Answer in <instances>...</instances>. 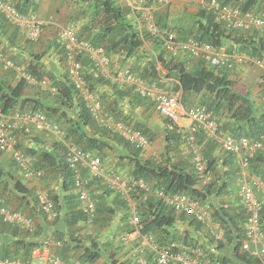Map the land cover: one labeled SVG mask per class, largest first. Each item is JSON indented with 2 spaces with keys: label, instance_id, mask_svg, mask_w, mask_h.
<instances>
[{
  "label": "trees",
  "instance_id": "obj_1",
  "mask_svg": "<svg viewBox=\"0 0 264 264\" xmlns=\"http://www.w3.org/2000/svg\"><path fill=\"white\" fill-rule=\"evenodd\" d=\"M1 1L11 5L23 15L36 14L39 8L37 0ZM156 1L147 0V3L149 6H154ZM219 1L237 7L242 13L252 12L258 16H264V0ZM80 2L88 7L90 11L88 14L92 17H100L101 24L97 30L86 31L85 28H82L83 34L86 31L85 37L81 31L79 35L89 41L92 46L102 47L109 59L117 57L125 64L136 55L138 60L145 59L146 63L142 67L135 63L129 70L148 85L160 89H163V85L160 83L162 80H173L177 85L172 91L181 93L183 106L190 99L189 97L195 94H203L206 99L197 105L207 107L215 117L220 112L225 114V123L219 125V129L225 134L234 138L243 136L249 139H258L264 135V103L257 106L248 92L236 91L235 82L230 80L225 73H218L198 60H195L197 65L190 69L186 62L181 60L183 57L177 59L174 55H167L163 48L162 37H154L148 34L142 21V28L140 29L138 24L140 19L132 21L128 5L117 3L115 0H80ZM151 16L154 19V15L151 14ZM154 22L161 33L174 32L179 40H185L186 38L183 37L187 35L210 45L217 51L228 54H243L253 59L264 60L263 35L254 31L243 32L240 29L226 28L222 22L216 19L215 15L203 8H200L194 15L193 26L186 34L183 31L179 32L167 26H161L155 19ZM20 39L19 30L10 25L0 14V56L5 58L4 54L12 49L22 51L19 44ZM146 44H150V47L145 50L143 48L146 47ZM43 56V53L38 56L34 55L28 63L26 72L37 81L46 80V88L29 86L21 79L15 85L0 81V109L3 114L7 115L16 110L43 113L47 119L53 120L60 127L66 141L73 143L82 151L94 153L101 159L102 164L105 163L104 161L111 153H114L113 151L117 147L126 149L130 152L128 163L130 168L127 171L129 177L134 180H144L153 189H163L166 195L183 194L191 200L197 201L201 206L209 209L212 221L223 230L221 240L216 241L204 226L193 217L174 210L172 206L165 203L163 197L150 196L146 201L138 204L137 210L139 219L143 224V233L153 235L159 245L169 246L174 243L178 246L197 247L200 251V264H262L241 249L247 217L238 201V196L239 204L236 208H230L222 201L224 191L228 189L232 178L221 184V178L224 175L219 172L215 173L216 158H205L212 178L204 185H201L196 178L192 163L190 171L167 164L170 149L168 145L164 147L163 157L159 163L145 160L141 157L142 151L140 149L134 148L121 137L111 134L94 122L83 100L79 98L69 83L67 75L58 78L54 71H44V66L41 63ZM7 60L17 66H20L23 61L20 60L19 55H10ZM81 64L82 77L88 89L95 92L100 99L104 111H110L111 117L131 126L147 138L148 142H151L152 137L143 130L141 124L137 123L132 126L131 120L122 117L119 109L114 105L111 108L112 104L110 103L113 100V103L116 104L117 100L128 98L130 104L136 107L146 103L147 99L139 96L131 87L119 89L108 79L94 78L90 72V61L87 59H82ZM158 64L166 71V75L163 77L157 70ZM262 86L260 95L264 94V84ZM104 87L110 88L111 93L101 92ZM27 89L36 90V96L25 97L24 94L28 91ZM45 89L48 91V95L43 97L44 99H39L40 93L43 95ZM165 122L167 123L166 120ZM165 133L169 140V136H172L173 132L165 129ZM212 143L215 145L213 140ZM54 150L55 152L57 150V154H54ZM54 150L42 152L40 154L42 161L36 165L32 163V168L34 171L42 172L39 180L45 187L40 191L46 192L48 199L54 206L56 217L52 221L46 220V216L38 206L37 190H29L19 181H10L13 183L10 190L20 199L15 202H19L21 206L27 208L29 203L33 201V208L39 214L38 220L40 219V221L34 225V230L31 233L19 226L3 224L6 232L12 238L17 237V239L5 240L0 243V260H19L26 264L32 251L39 248L42 241L48 238L54 247L53 254L51 253L52 257H57L62 262L77 261L80 264H95L103 260V264H117V247H114L110 241L101 240L100 234L119 214L122 221L128 222L130 217L128 204L120 194L107 189L105 185L103 186L101 180L92 179L89 189L95 201L96 218L93 230L91 232L86 231L83 225L85 217L79 210L78 198L74 191V175L66 164L64 146L57 142ZM31 154L34 155L33 152ZM227 158L234 161L230 155H227ZM123 159L124 157H121L120 161ZM257 160L256 156L251 159L250 170L252 169L253 175L264 181V167L258 170L253 166ZM80 174L83 178L89 176L85 168L81 169ZM57 180L60 181L59 185ZM49 183H54L55 186L50 192H47L45 189ZM0 184L2 183L0 182ZM9 184V181H5L3 184V195L9 189ZM100 184L103 189L100 190V193L93 194L95 187ZM109 198L113 200V206L107 204ZM0 205L10 208L9 200H0ZM21 206L14 210L25 214ZM263 213L262 208L260 224L264 230ZM25 215L31 219L34 216ZM177 225L183 226L184 229L182 230ZM130 231L131 226L126 232ZM192 232L197 237L191 236ZM199 235L203 237L201 242ZM145 255L147 259H150L151 256L148 251ZM119 264L135 263L129 259L127 262Z\"/></svg>",
  "mask_w": 264,
  "mask_h": 264
},
{
  "label": "built area",
  "instance_id": "obj_2",
  "mask_svg": "<svg viewBox=\"0 0 264 264\" xmlns=\"http://www.w3.org/2000/svg\"><path fill=\"white\" fill-rule=\"evenodd\" d=\"M129 6L131 14L135 15L141 11V18L138 21L139 28L144 29L154 37H162L163 48L167 55L175 57L186 56L192 60L204 62L212 69L235 70L239 68L255 67L264 70V63L261 60L250 58L243 54H228L217 51L210 45L199 42L194 38L179 40L174 32L161 33L156 26L151 9L140 8L144 0H121ZM170 0H157L154 6L163 8L170 4ZM138 8V9H137ZM203 9L215 15L219 22L226 28L240 29L243 32L254 31L264 36V16H258L252 12L242 13L237 7L226 5L218 0H208L203 4ZM0 14L13 27L21 31L27 40L36 42L39 40L43 27L52 24L56 29L57 40L64 52L67 77L80 99L83 100L87 110L90 112L94 122L105 128L112 134L121 137L128 144L141 151L149 147V142L139 131L131 126L116 120L104 112L102 104L95 92H91L82 77V59H87L91 64V74L94 78H105L114 83L119 89L131 87L135 93L153 102L159 116L167 121V129L178 134L189 146L193 171L201 185L211 181V171L208 162L200 153L196 143V135L203 131L208 138L213 140L222 153L230 155L237 167V196L238 201L245 211L247 222L244 238L241 243L243 252L264 264V230L260 224V212L262 204L256 199L255 192L264 188V181L252 174L250 170L251 159L260 151L264 150V135L258 139L247 137L234 138L223 133L219 129L214 114L207 107L194 105L188 109L183 108L180 92L160 89L148 85L129 69H120L114 73L110 71V59L102 47H94L89 42L77 35L74 23L64 25L54 24L40 20L34 14H20L11 5L0 1ZM138 20V19H137ZM146 46V45H145ZM147 47V46H146ZM3 68L13 71L18 79L24 80L29 86L46 88L47 81H37L21 67L14 65L9 60H4ZM161 77L166 71L157 65ZM260 82L264 83L262 79ZM261 103H264V94L260 96ZM186 118L189 122L187 127H182L180 121ZM38 126L46 132L55 133L58 141L64 146L65 159L68 168L74 175V191L79 202V210L83 213L84 227L91 232L94 228L96 218V206L89 189L92 179L101 180L103 185L122 196L130 209L129 224L131 231L123 233L115 238V243L128 248L133 243L145 249L150 254V259L138 256L139 249L132 251V262L135 264H200V251L196 247L178 246L171 244L161 246L153 235L143 233V224L138 215L137 206L150 196L163 197L167 205L174 210L180 211L193 217L201 223L214 240H221L222 228L212 221L209 210L201 206L183 194L166 195L163 189H153L144 180H134L127 173L113 172L109 175L103 167L101 159L92 152H85L76 145L64 139V133L53 121L46 118L41 112L12 111L10 114H3L0 109V153L10 154L17 169L26 180L38 179L42 172L34 171L30 156L17 149V140L14 131L19 128ZM88 171V178H83L81 169ZM38 206L46 216L47 221L56 217L54 206L48 199L46 192L36 191ZM0 223L15 225L33 232L34 225L30 218L18 210L6 208L0 205ZM53 243L48 238L42 241V246L35 250L39 255L49 250ZM141 251V250H140ZM146 251V252H147ZM46 264H80L62 262L57 257H47ZM0 264H22L18 260H0Z\"/></svg>",
  "mask_w": 264,
  "mask_h": 264
},
{
  "label": "crops",
  "instance_id": "obj_3",
  "mask_svg": "<svg viewBox=\"0 0 264 264\" xmlns=\"http://www.w3.org/2000/svg\"><path fill=\"white\" fill-rule=\"evenodd\" d=\"M44 1L46 0H38L39 8H38L37 15H39L40 18L46 17V14H44V9H42V2ZM170 1H171L170 4L163 8H160L157 6H149V5L147 7L151 9V14L154 15L155 21L159 23L161 26H167L168 28L177 30L179 32L183 31L186 34L189 31V29H191L193 26L194 15L203 6L206 0H170ZM46 37H47V33L45 31L41 38L46 40ZM187 37L188 36L186 35V37L184 36L183 38H187ZM53 39L51 40V42L48 41L45 43V52H46V55L50 56V58L47 59L46 61L47 64L43 63L42 60H41V63L44 66V71H48V72L54 71L55 75L58 76L59 78V77L64 76L65 74L67 75V70L66 68L63 69L57 62L58 57H61L58 54L60 49L55 48V46H52V44L54 43ZM20 48H23V47H20ZM24 51H25L24 49L22 51L19 49H12L10 55H14V56L19 55L20 60L31 61V59L27 57ZM182 57L183 59L181 60L185 61L186 65L190 69L194 68L197 65V62L195 60H191L185 56H182ZM176 58L180 59V57H176ZM4 59L6 60V58H3L0 56V81H3L10 85H15L17 81L19 80L18 76L15 72L8 71L3 68ZM63 61H64V57H63ZM128 61L129 62L125 64V63H122L120 60H118L117 57H111L110 58L111 73L119 71L121 67L127 64L128 65L131 64V66H133V64L138 63V65H141L142 67L146 63L145 59L138 60L137 55ZM214 70L218 73H225L228 76V78L232 81H234L235 79L237 81H241L244 79L246 80L248 76L252 75L249 71H246L244 68H239L235 70H224V69H214ZM160 83L163 85L164 90H169V91H172V89H174L175 86L177 85L176 82H174L173 80H165V79L162 80ZM234 88L236 91L240 92L236 86ZM31 90L32 89L26 91L24 96L25 97H35L36 90H32L35 93L31 92ZM104 91L111 93V90L108 87H104L103 90H101V92L103 93ZM248 93L250 95L251 92L249 91ZM256 97L257 96L254 94L252 97V100L255 102L257 106H259L261 105L260 100L258 97L257 98ZM38 98L44 99V98H40V96ZM189 98L190 99H188L187 103L183 106V108L185 109H188L190 106L197 105L203 99H206L203 94H195ZM110 103L112 104L111 108L114 105V107H117L119 109L122 117H125L128 120L129 119L131 120L132 126L134 124L139 123L143 126V130L149 133V136L152 137V135H154V138H156V140L157 138L161 139V137H163L164 144L162 147L166 145L170 147V144H172L174 153L173 152L169 153L168 155L169 157H167V164L169 166H177V167L184 168L187 171H190L191 154H190L189 146L186 144L184 139H182L178 134L174 132L172 133V136L171 135L169 136V140H168L167 134L165 133V129H167L166 122L161 116L157 114L153 102L147 99L146 103H143L139 106L134 107L132 106L133 104H130V100L126 98L124 100H117L116 104L113 103V100ZM28 108L30 109V106ZM104 112H106L107 114L111 113L110 111L109 112L104 111ZM215 119L219 125H222L225 123V120H226L225 114L220 112L218 115H216ZM180 125L182 127H187L189 125V122L186 118L183 117L180 121ZM14 134L17 140V149L28 154L30 158L32 159V163H34V165L42 161V158H41L42 156L40 155L42 152H51L56 147L57 142H59L58 136L55 133L46 132L45 130L35 125L24 127V128H19L14 131ZM170 138H173V139H170ZM156 140H154V142ZM152 144L153 143H151V146H150V142H149V147L146 150L142 151L141 157H143L145 160H151L155 163L157 162L159 163L162 159H159V157L157 158L153 157V155H155L153 153L155 146H152ZM197 144L199 146L200 153L204 156V158H210V159L216 158L217 159L216 164H214V170H215V173L219 172L224 175V177L221 178V184L224 181L230 180L229 178H232L228 189L224 191V194H223L224 196L222 197V201H224V203H226V205L229 206L230 208H236L239 203L237 201V190H238L237 179H236L237 167L233 163L234 161L227 158V155L222 153L216 144H215L216 146L213 145L212 140L209 139L208 135L204 133L203 131H199V133L197 134ZM30 152L31 153L33 152L34 155L31 154ZM113 152L114 153H111L108 156V158L104 161L105 163H103V167L106 171V174L109 175L113 172H126L127 173V171H129V168H130V166L128 167L130 152L127 151L126 149H123L122 147H117L115 151ZM54 154H57V150ZM255 156L257 157L258 160L254 162L253 166L255 168H258V170H261L264 167V150L258 152ZM121 157H124V159L120 161ZM5 181H9L10 184H9V189H7L8 191L6 190L5 194L3 195L2 186L5 183ZM10 181L11 182L19 181L24 187L28 188L29 190L30 189L40 190L45 187V185L41 183L39 178L26 180L23 177L22 173L18 171L17 167L12 161L10 154H0V182L2 183L0 184V200H9L10 209H17L21 205L19 202H15V201L17 199L18 200L20 199L16 197V195H14V192L10 190V188L12 189L11 185L13 184ZM57 182H58L57 184L59 185L60 181L57 180ZM54 186H55L54 183H49L47 185V189L45 190L47 192H50L54 188ZM101 189H103L101 187V184L99 186H96L93 194L96 195L100 193ZM255 197L262 204V208L264 212V188L257 190L255 192ZM107 204L110 206H113L114 202L111 198H109L107 200ZM21 207L25 211L24 212L25 214H31L32 216L34 215L33 223L34 225L38 224V222L40 221V219L38 220L39 214H37V211L33 208V201L29 203V206H27V208H25L24 206H21ZM263 225H264V213H263ZM177 226L179 227V225ZM179 228H181L182 230L184 229L183 226H180ZM191 236L197 237V235L194 232H192ZM24 238H28V237H24ZM10 239L15 240L17 239V237L12 238L10 234L6 232V230L4 229V225L0 223V243H2L5 240H10ZM202 240H203V237L200 236L199 241L201 242ZM36 249L32 251L31 257L26 262V264H46L47 257L49 258L52 257L51 253L53 254L54 247L50 246L49 250L45 251L42 255H39V256L35 252ZM123 251H124L123 256L119 257V255H122L121 252H119L116 256V259H118L117 264L125 262V261L127 262L129 259L131 260L130 258L131 257V254H130L131 247L124 248ZM126 253L128 254L126 255Z\"/></svg>",
  "mask_w": 264,
  "mask_h": 264
},
{
  "label": "rangeland",
  "instance_id": "obj_4",
  "mask_svg": "<svg viewBox=\"0 0 264 264\" xmlns=\"http://www.w3.org/2000/svg\"><path fill=\"white\" fill-rule=\"evenodd\" d=\"M115 1L117 3L122 4L121 0H115ZM145 4H147V0H144V4L141 5L140 8H146L147 6ZM42 9H44V14H46V17H41V18H47L48 15L52 16L54 22H56L58 24H66L70 21L75 22L77 30L79 33L81 30H83L82 28H85L86 31H90L92 29L97 30L101 24L100 17H92L90 14H88V13H90V11L88 10V7L85 6L82 2H80V0H46V1L42 2ZM139 12L140 13H138L134 16H131L132 21H135V20L141 18V11H139ZM45 31L47 33L46 40H44L43 38H40L36 43H30L27 40H25L24 36L21 35V39L19 42L21 47H23L22 50L23 49L25 50L24 51L25 54L30 59H32V57L34 55L38 56V55L43 53L44 54V56L42 57L43 63H46L47 59L50 58V56L46 55V52H45V43L46 42H48V41L51 42V40L54 37V39H53L54 43L52 44V46H55V48H59L57 44L54 45L55 44V32H54V30L52 28H46ZM86 31L84 32V34L86 33ZM81 32H82V35L85 37V35L83 34V31H81ZM146 46L147 47H144L143 49H145V50L148 49L150 47V44H146ZM10 54H11V51H7L4 54V57L6 58V60L10 58ZM58 54L61 57H58L57 62L59 63V65L63 69H65L66 64L63 61V55H62L61 50H59ZM146 58L148 59V57H146ZM28 63H29V61L23 60L22 63H20L21 64L20 66L24 70H26ZM263 63H264V60H263ZM130 66H131V64H129V65L127 64L121 68L122 69H129ZM244 69L246 71H249L252 75L248 76L246 80L244 79L241 81H237L235 79L234 80L235 86L242 93H246V92L250 91L251 97H253L254 94L258 97V94H260L262 89H263V86L261 84L263 82H260V79L263 78L262 75L264 74V70L261 68L247 67V66ZM242 73H244V72H242ZM236 78H238V77H236ZM249 80H251V81H249ZM31 92H34V91L31 90ZM35 92L37 93V91H35ZM43 93L45 95L44 94L42 95L40 93V95H39L40 98H43L46 95H48L47 94L48 91L46 89H45V91H43ZM152 139H153V141L150 142V146H151V143H153L152 146H155L154 151H153V153L155 155H153V157H156V158L159 157V159H162L163 153H164V147H165V146L162 147L164 144L163 137H161V139L157 138V140H156V138H154V135H152ZM154 140H156V141L154 142ZM169 148L170 149H169L168 153H172V152L174 153V149L172 148V144H170ZM128 228H130L129 223L126 221H122L119 216H116L113 219V221L111 222V224H109L108 227H106L103 231H101V234H100L101 240H103L104 242H106V241L112 242L113 245L117 247L118 253L119 252L122 253V255H119V257L124 255L123 249L125 247L118 246L114 242V240L117 236H119L123 233H126V230ZM95 234H96V231H95ZM132 247H135V246H132ZM50 253H51V251H50ZM144 253L145 252L143 251L142 253H140V255L143 256ZM127 254L128 253H126V255ZM116 260L118 261V259H116ZM96 264H103V260L98 261Z\"/></svg>",
  "mask_w": 264,
  "mask_h": 264
},
{
  "label": "clouds",
  "instance_id": "obj_5",
  "mask_svg": "<svg viewBox=\"0 0 264 264\" xmlns=\"http://www.w3.org/2000/svg\"><path fill=\"white\" fill-rule=\"evenodd\" d=\"M1 1V0H0ZM206 1H208V0H206ZM205 1V2H206ZM219 1V0H218ZM37 2H38V0H37ZM222 3V2H221ZM224 4V3H223ZM39 5V4H38ZM146 6H148V3L147 4H145ZM14 8V7H13ZM201 8H203V6L201 7ZM15 9V8H14ZM138 13H140L139 11H138ZM31 14V13H30ZM32 14H34V15H36L40 20H42V21H45V22H51V23H54V24H58V23H56V22H54V20H53V18H52V16H48L47 18H40L38 15H37V13L35 14V13H32ZM136 14V13H135ZM28 15V14H27ZM132 16H134L133 14H131ZM69 23V22H68ZM70 23H74V22H72V21H70ZM67 24V23H66ZM75 24V23H74ZM11 25V24H10ZM59 25H64V24H59ZM75 26H76V24H75ZM46 28H52L53 30H54V32H55V44H57L58 45V47H59V49L61 50V52H62V55H63V57H64V62H65V56H64V52H63V50H62V48H61V46H60V44H59V42H58V40H56L57 39V36H56V29H55V26L54 25H52V24H48V25H46V26H44L43 27V30H42V33H41V35H40V38L42 37V35H43V33L45 32V29ZM76 29H77V27H76ZM20 33H21V35L22 36H24V38H25V35L21 32V31H19ZM77 35L80 37V38H82L80 35H79V32H78V30H77ZM39 38V39H40ZM187 38H192V37H187ZM84 39V38H83ZM25 40H27L26 38H25ZM84 40H86V39H84ZM28 42H30L29 40H27ZM87 41V40H86ZM37 42V41H36ZM36 42H30V43H36ZM87 42H89V41H87ZM182 57V56H181ZM186 57V56H185ZM188 58V57H187ZM190 59V58H189ZM5 60V59H4ZM65 64H66V62H65ZM19 67H21V66H19ZM22 68V67H21ZM23 69V68H22ZM26 71V70H25ZM263 76V78H261L260 79V81L263 79L264 80V74L262 75ZM68 78V77H67ZM262 85L264 84V83H261ZM260 96H262V95H258V98H259V100H260ZM260 103H261V100H260ZM88 178V177H87ZM91 182V181H90ZM104 186V185H103ZM92 194V193H91ZM124 200V199H123ZM125 201V200H124ZM127 203V202H126ZM208 209V208H207ZM209 210V209H208ZM31 219V218H30ZM32 220V222H33V219H31ZM128 223H129V220H128ZM5 225V224H4ZM33 225H34V223H33ZM25 230V229H24ZM28 232V231H27ZM31 233V232H30ZM114 242H115V240H114ZM118 245V244H117ZM42 246V245H41ZM40 246V247H41ZM118 246H120V245H118ZM132 246H135V247H132ZM132 246H130L131 247V261H132V259H133V256H132V251L133 250H135V249H139V253L137 254L138 256H141L140 255V253H142L143 251L145 252L144 253V255L143 256H141V257H144V258H146V250L145 249H142V248H140L137 244H135V243H133L132 244ZM39 247V248H40ZM120 247H122V246H120ZM197 248V247H196ZM38 249V248H37ZM141 250V251H140ZM147 259V258H146ZM19 261V260H18ZM21 262V261H20ZM22 263V262H21ZM22 264H24V263H22Z\"/></svg>",
  "mask_w": 264,
  "mask_h": 264
}]
</instances>
